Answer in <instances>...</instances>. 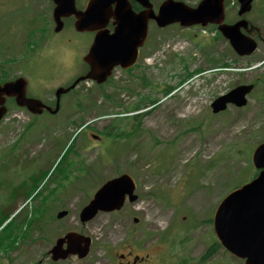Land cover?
Returning <instances> with one entry per match:
<instances>
[{"label":"rangeland","instance_id":"1","mask_svg":"<svg viewBox=\"0 0 264 264\" xmlns=\"http://www.w3.org/2000/svg\"><path fill=\"white\" fill-rule=\"evenodd\" d=\"M183 1L189 5L198 2ZM256 6L263 10L250 17L264 30V0H256ZM235 9L236 0H230L227 6L230 19ZM49 10L48 0H0V75L5 78L28 76L27 94L45 101L54 97L56 87L71 81V70L77 74L81 66L75 59L71 70L58 64V60L69 63V58L57 50L53 51V58L41 60L30 58L29 54L26 58L23 54L13 56L12 52L20 53L23 44H28L24 36L28 35L29 29L37 28L34 39L38 34L41 36ZM31 23L38 26L32 27ZM15 25L20 30L26 27V31L18 34ZM193 28L199 31L198 27ZM72 33L75 34L67 26L59 42ZM162 33L164 43L158 44L155 50L149 48V58L142 64V72L134 70L137 73L133 72V77L117 73L115 87L110 82L102 84V89L91 85L83 88V92L90 95L82 99L71 90L61 97L58 113L43 112L34 119L25 110L12 108L9 111L0 125V220L30 196L47 171L48 175L53 171L49 183L56 189L41 195L43 208L54 205L50 213L55 215L58 210L65 209L68 214L56 221L49 217L42 224L39 221L42 230L32 227L29 238L15 234L18 218L14 219L0 233V264H116L118 255L126 251L147 255L154 264H169L170 257L173 264L181 260H186L183 264H195L215 238L208 219H212L222 196L252 178L255 169L250 154L253 147L264 140V65L258 70H246L242 75L210 71L208 54L217 61L237 62V66L247 67L245 62L255 64L264 59V44H259L252 56L238 59L223 39L203 44L206 54L178 29L169 27ZM19 39L22 45L17 44ZM6 47L11 50L6 52ZM25 49L30 52L29 45ZM52 63L56 65L52 66ZM197 69L205 71L190 79L184 78ZM141 73L142 78H146L145 82L141 78L143 84H139ZM253 79H258V85L255 92L248 95L244 107L230 105L224 113L213 115L210 112V103L215 97ZM167 86L175 88L172 96L165 94L163 88ZM102 91L113 100L101 94ZM138 100L139 104H132ZM156 100V108L143 115L139 125L130 122L128 126V122H122L121 126L125 128L116 129L110 139L103 136V140L96 143L92 138L91 133L98 135L97 132L108 125V114L113 110L129 105L128 109H132L140 106L141 101L149 105ZM11 104L9 100L8 106ZM31 120L33 124L20 145L2 153ZM87 120L93 121L86 125ZM113 124L116 126L117 121ZM79 126L74 146L55 168L67 140ZM88 169L90 173L86 174ZM120 173L134 178V192L138 198L126 202L120 210L99 212L91 220L81 223L78 212L83 204L102 182ZM31 202L27 200L21 204V211L30 212ZM134 216L138 218L137 222L133 221ZM176 223L181 226L186 223L185 229ZM177 228L178 232L174 233ZM69 230L92 239L89 254L83 259L69 256L52 262L47 250L58 235ZM166 230L168 236L159 242L162 231ZM139 239L144 240L140 246L137 245ZM204 264H244V261L220 248Z\"/></svg>","mask_w":264,"mask_h":264},{"label":"water","instance_id":"2","mask_svg":"<svg viewBox=\"0 0 264 264\" xmlns=\"http://www.w3.org/2000/svg\"><path fill=\"white\" fill-rule=\"evenodd\" d=\"M54 17L61 15L75 14L77 20L75 25L77 29L83 30L92 25L94 16L89 14L94 12L97 7L96 2L104 1L110 3L112 0H92L86 12L83 15L75 12L73 0H54ZM121 3L120 8L125 11V0H116ZM147 5V0H138ZM224 0H201L196 7H189L183 2L174 0H165L159 7L156 20L160 26L173 22H179L181 25L189 26L201 23L203 26L208 22L217 23L218 29L228 38L232 47L239 55H248L256 47L252 39L240 33V27H247V22L240 20L233 25L223 24L224 19ZM241 4L239 14L250 9L251 0H238ZM103 5V4H102ZM93 10V11H92ZM151 15V14H150ZM93 43L89 50V55L94 50L104 44ZM118 46V44H112ZM115 63L97 64L90 63L89 72L78 78L71 87L79 80L86 78L92 79L97 83H102L110 75L111 68ZM129 63L124 65L128 67ZM252 84L240 85L230 90L228 93L217 97L211 104L214 113L222 111L228 103L237 106L246 103L245 94L248 93ZM26 80L17 78L0 84V119L6 112L4 106L6 96H14L16 103L20 106H26L34 113H40L45 107L39 100L28 98L25 95ZM69 88H59L56 91V107L51 110L52 113L58 109V98L61 93ZM50 109V108H48ZM252 163L257 168L258 174L249 182L232 190L226 194L219 202L213 216V228L220 244L231 254L245 259V264H264V142L258 144L252 154ZM134 180L128 174H121L118 177L106 181L94 193L92 199L85 205L79 214L82 222L92 218L98 211H111L119 209L128 195V199L133 201L136 195ZM64 213V212H63ZM60 215V214H59ZM62 215V213H61ZM136 221V219H135ZM66 243V248L63 244ZM90 245V239L75 232H67L65 236L58 238L50 249L53 259L65 258L69 254H77L83 257L87 254Z\"/></svg>","mask_w":264,"mask_h":264},{"label":"flooded vegetation","instance_id":"3","mask_svg":"<svg viewBox=\"0 0 264 264\" xmlns=\"http://www.w3.org/2000/svg\"><path fill=\"white\" fill-rule=\"evenodd\" d=\"M88 1L89 0H74L75 12L83 13L87 7ZM150 1L152 3V9L156 11L162 0ZM129 3L131 11L135 14L141 12V16L135 17L134 20L131 19V16H129V18H124L119 15L118 3L116 1H113L110 4L106 3L104 5L105 8L102 11L97 9V13L94 12V14H91L95 17L93 21V29H88L82 32L75 31V36L71 34L67 36L63 42H59V37L67 26H74L75 14L72 13L71 15L63 16L55 22L52 10L43 24L41 36L38 34V41L35 43L34 48L31 49V52L35 56L44 57L48 55V57L53 58V51H60L63 55L66 54L69 58V63H63L58 60V64L66 65L70 70L75 59L76 63L81 66V70L76 74L72 81H74L76 77L85 74L90 69V63L105 64L116 59L118 51L114 49V47H111V44H131L127 52L128 54H136V60L137 63H139L140 59H144L145 55L147 56V44H149L150 40L157 36L155 43H158L162 29L156 25L154 19H145L142 14L145 11L144 5L140 4L137 0H129ZM107 7H109V9H107ZM101 12L103 13L104 18L100 17ZM145 20L148 25L146 34H144L143 28ZM132 21L135 25L133 28L131 25ZM60 22H62V27L58 30L56 29V24ZM252 35H256L259 39H262L260 32L253 31ZM96 38L99 41L98 44L104 45L98 46L94 50V53L88 56L89 48ZM138 44L143 45L138 47ZM54 65H56V63H54ZM132 70L133 69H127V71ZM118 71L122 72L123 69L118 67L116 70L114 69L112 74ZM71 73L74 72L71 70Z\"/></svg>","mask_w":264,"mask_h":264},{"label":"trees","instance_id":"4","mask_svg":"<svg viewBox=\"0 0 264 264\" xmlns=\"http://www.w3.org/2000/svg\"><path fill=\"white\" fill-rule=\"evenodd\" d=\"M224 65H228V64H225V63H224ZM97 86H99V85H97ZM104 95L107 96V97H109V96L107 95V93H104ZM114 127H115V126L112 125V124L106 126L105 130L103 131L104 134L108 136V135L110 134L111 130H112ZM70 149H72V145L69 146L68 150H70ZM36 194H37V193H36ZM208 221L211 222V219L209 218ZM176 224L179 225V223H176ZM184 224L186 225V223H184ZM173 225H174V224H173ZM173 225H171V226H173ZM185 225H183V226L179 225V228H180V226H181L182 228L185 229ZM171 226H170V227H171ZM168 229H169V228H168ZM178 230H179V229L177 228V229L175 230L174 233L178 232ZM174 233H173V234H174ZM173 234L170 235V239H171V237L173 236ZM147 235H150V234H147ZM161 235H162V239H163L165 236H168V230H166V231H162V234H161ZM161 235H160V236H161ZM170 239H169V241H170ZM143 241H144L143 239H142V240L140 239L138 243L140 244V243L143 242ZM219 249H220V245H219V243H218L216 240H212V242L209 243V245L206 247V249L204 250V252H203V253L197 258L195 264H204L207 260H209L211 257H213V256L218 252ZM185 262H186V260H181V261H179L177 264H183V263H185ZM169 264H173V262L169 260Z\"/></svg>","mask_w":264,"mask_h":264}]
</instances>
